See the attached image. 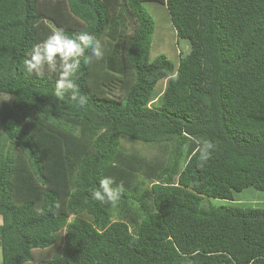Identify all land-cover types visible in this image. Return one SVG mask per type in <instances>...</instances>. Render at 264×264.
<instances>
[{"label": "trees", "instance_id": "1", "mask_svg": "<svg viewBox=\"0 0 264 264\" xmlns=\"http://www.w3.org/2000/svg\"><path fill=\"white\" fill-rule=\"evenodd\" d=\"M145 4L188 42L177 62L150 60ZM54 27L105 48L81 64L84 108L24 69ZM105 177L117 204L92 197ZM247 188L264 192V0H0L1 264H264V208L209 203Z\"/></svg>", "mask_w": 264, "mask_h": 264}, {"label": "clouds", "instance_id": "2", "mask_svg": "<svg viewBox=\"0 0 264 264\" xmlns=\"http://www.w3.org/2000/svg\"><path fill=\"white\" fill-rule=\"evenodd\" d=\"M104 55L105 48L96 36L86 31L69 35L63 28L54 27L49 36L32 46L23 64L26 73L37 78L56 74L55 97L61 101L67 98L84 108L89 98L80 91L77 83L81 64H89L92 58L103 59ZM197 144L199 166L204 167L211 159L215 145L208 139H200ZM125 191L123 183H117L113 177L101 179L98 187L91 190L93 199L109 204H117ZM52 207L58 212L59 202ZM37 211L42 214L44 209L37 206Z\"/></svg>", "mask_w": 264, "mask_h": 264}, {"label": "rangeland", "instance_id": "3", "mask_svg": "<svg viewBox=\"0 0 264 264\" xmlns=\"http://www.w3.org/2000/svg\"><path fill=\"white\" fill-rule=\"evenodd\" d=\"M146 9L152 15L155 23L154 33L152 36L150 60L152 61L158 55H165L169 60L177 62L178 57L184 56L189 51V44L184 39H177L174 28L170 22L167 10L165 7L158 4H145ZM51 23L50 20H47ZM53 24V23H51ZM128 31H132L128 21ZM165 87V80L160 81L154 90L152 102L149 106L153 107L158 104L159 96ZM118 92V91H116ZM6 101V100H5ZM121 147L125 151L132 149L139 150L144 156L148 158H161L164 151L155 145H144L139 143H132L130 141H122ZM143 186L148 187L150 184L147 180H143ZM209 203L214 206H238V207H251V208H264V192L257 191L253 188H247L240 193L234 194V201H226L219 199H209ZM116 219V217H112ZM1 225V218H0ZM39 253V252H37ZM0 264H1V250H0Z\"/></svg>", "mask_w": 264, "mask_h": 264}]
</instances>
